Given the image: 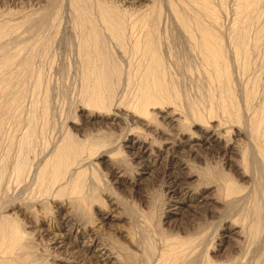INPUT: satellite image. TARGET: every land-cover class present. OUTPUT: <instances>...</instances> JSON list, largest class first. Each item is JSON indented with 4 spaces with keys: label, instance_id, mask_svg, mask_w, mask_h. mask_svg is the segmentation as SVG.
Wrapping results in <instances>:
<instances>
[{
    "label": "bare ground",
    "instance_id": "1",
    "mask_svg": "<svg viewBox=\"0 0 264 264\" xmlns=\"http://www.w3.org/2000/svg\"><path fill=\"white\" fill-rule=\"evenodd\" d=\"M108 1H110L111 3V0ZM112 1L122 3V8L128 5L129 7H133L131 8L133 10H142L140 12L138 11V13H142L143 8L145 11L149 7L148 6L147 8H145L146 6H143V1L146 0ZM213 1H217L218 7L216 3V5L212 3V0H179L177 2H182L181 7H178L179 3L174 2V0H166V3H169V9L174 13L170 14L174 15L177 23L176 28L180 33L183 34V36H186L184 38H188V40L192 42V44L194 45L193 48H195V51L199 53L200 57L197 55L199 57V60H202L203 73L205 75L206 83H208V87L210 88V95L208 98L210 99V104L207 105L204 103L205 105H203V102H189L188 100H182L177 89L175 90V80L171 79L168 76L170 73L169 70L171 69L168 68L167 70L164 66L163 62L165 59L162 60L161 55H163V53L160 55V45L158 46L160 40H158L159 38H157V36H160L157 35V30L159 24L158 21L161 17L162 9L157 6V3L151 5L150 8H148L150 13L148 11L147 14L146 11V15L145 13L143 15L140 14V16L142 15V17L139 16L138 18V13H136L137 15H135L134 13L133 15L131 13L130 15H127L129 14L126 13L125 9L127 8H124L121 12H119V10L121 9L118 8V10L115 5H105L100 3L102 1L99 2L100 4L96 3V5H99V9L96 8V13L98 11V14H96L97 16H93V13L89 12L90 9L87 6L89 5L88 3L87 5H82L81 3L83 1L75 0L74 8H77L75 9V12H78L80 14V26L83 29L87 30L86 33L89 31V34H85V36L83 37L84 42L81 39V42H83L82 50L84 51V55H86V62L88 64H84L85 66L87 65V71L84 69L86 71V74H84L85 72L83 73L84 75L82 74L83 76H86L84 78L88 83L86 84L84 82L86 84L85 87L88 85V92L87 90L85 91L86 93H88L86 95L89 98V102H86V104L88 103L87 106L89 107V109L91 107L92 109H97V111L113 110L112 112H108L109 114H112L110 118L112 124L120 125L124 123L125 117L127 118L129 114H127V112H122L123 110H121V106L123 107L124 105L120 106L119 102H122L125 97L123 99L121 98L122 100L119 99V102L117 103L114 102V89L116 88L115 82L120 78L119 76L121 75V73L123 74L125 71L123 72L121 68H118L119 61L113 59L112 62V58H115V56L113 55L114 53L112 54L113 57H111V54H109L108 52V46H106L107 43L105 42L110 41L107 39H111L113 42H115L116 46L118 45V48L119 46L121 48L126 45V42L132 43V46L131 44H128L132 47L131 50L135 52V54L137 53L141 55V58L138 59L139 61L134 63V66H136V70H132L134 66H131V68L129 67L131 71L127 72V78L125 77L127 79V89L129 88L130 91V88L132 87V90L134 92L135 101L132 102L131 105H133V103L135 104L132 107V110L134 111L132 112V114L138 116L141 120L144 121L143 126L147 130H154V132L160 133L161 135L159 137L160 140L156 139L155 141L154 139L148 138L150 136L152 137V135L144 137L145 133H142L141 129L140 133L144 136H135L137 133L134 135H132L133 133H131L130 135L134 137L129 138L128 144L125 145V148L128 149V152L130 153L129 155L138 160L136 164L142 166L141 174L147 176L155 175L157 172H162L161 176L163 177L164 175V177L168 178V193L170 194V199L174 200L175 202L173 204V207L169 209L170 216L167 220V224L169 226L168 228L174 231L180 230L182 228V219L185 217L186 211L201 210L206 214L213 213L214 216H210L214 219L218 218V223L219 225H222L223 228V232L219 237V243L217 244V248L215 251V256L217 259L214 260V257L210 258L207 252L205 254L199 253V255H203L201 264H264V90L263 92L261 90L259 92V89H261L259 88L261 83L259 78L254 77V79H251L250 82L245 84L243 90L240 89L237 91L236 89L238 88L235 87L233 78L234 74L232 73L233 69L231 70L232 66L237 64V67H235L240 68L243 72H245L246 69H248L247 65L252 48L257 44H260L259 38L261 34L264 33V27L261 26V28H256V26L254 25L259 19V16L263 15L260 14L263 11H261L260 7H263L262 1L264 0H235L234 8L232 10L236 18H233L234 22L228 29L227 35L225 33L226 31H223L219 27L220 14H218V12L220 10H224L225 13V11L229 9L231 10V8L227 7V1L229 0ZM70 8L72 7L70 6ZM165 11L168 10L166 9ZM15 12L13 13L15 14ZM128 12L133 11L131 10ZM93 17L96 18L94 19ZM169 18H171V16H169ZM2 22L1 24H3ZM22 22L23 21H21V23ZM6 23H4L5 27L3 25H0V42L3 41L0 45L3 46H1L3 50L5 49V51H8L9 49L7 48V50L5 47L10 43L5 41V39L14 31L16 27L14 28L13 25V31L11 33H8V30L10 31L11 29L8 28L11 26L7 25ZM75 23L77 22L75 21ZM171 23L173 24V22ZM80 26L77 25L76 27L79 28ZM6 27L8 30H6ZM101 29H103L104 31L102 32ZM79 30H81V28ZM83 31L85 33V30ZM78 34L76 32V35ZM104 43L105 48L107 47V49L104 48ZM251 43H253V45ZM19 44L21 45V42H19ZM19 44L17 45L18 47ZM250 44L252 45L251 47ZM112 45L111 47H113ZM22 46L23 48H25L23 44ZM115 49L117 48L115 47ZM0 51H2V49ZM131 53L132 52H130V54ZM79 54H81V52ZM81 55L83 56V54ZM132 55L133 54H131V56ZM197 56L195 55V57ZM114 60L118 62V65L116 63V65L114 64ZM81 62L82 61H80V63ZM3 64V68L5 65L9 67L8 65H11L12 61L11 59L6 58ZM195 66L196 68L198 67V65ZM20 67L22 73L27 74L30 69V61L28 59L23 60L20 63ZM199 70H201V68L198 69V72ZM190 72L192 71L190 70ZM200 74L201 71L199 75ZM168 77L170 79H168ZM8 78H6L5 82L8 80ZM133 80L136 83L134 84V87L132 86ZM117 84L118 83H116V85ZM6 88L10 89V86L7 85ZM117 88H119V86ZM125 88H123V90H125ZM262 89H264V86ZM0 91L6 93L4 87H0ZM130 93L132 94V92ZM9 96H11V94ZM182 103L184 105H182ZM129 109L128 112L131 113ZM156 113L160 115V117L166 122V128L164 126V129L156 127L152 129L154 127L153 123L148 119L150 117L154 119V116L152 117V115ZM219 114L223 116L219 117V119L215 118ZM89 115L91 114L89 113ZM155 121L153 120V122ZM32 126L28 128V132L26 131L27 134L20 138L21 141H18L21 144L23 151H25L24 149L30 150L32 148V131H35L34 129L32 130ZM230 129L233 132V137H229V133H232L230 132ZM70 140H68L69 142L66 143V145L63 147L62 144H60L61 150H58V153L56 152L57 154H54L55 152L53 153L54 155L51 153L49 154L50 157L43 159L38 169L35 170L36 172L34 178L32 179L31 183L26 186L25 189L21 190L20 186L17 185L14 187V189L10 187L6 188V194L4 193V196L9 197L10 199H14L23 191L30 197L31 203L26 206L21 203H15V201H11L9 208H12V210L13 208H17V210L10 211L11 213L8 212L2 215L3 217L0 220V264H37L39 261L38 258L31 251H29L31 247H29L30 242L27 241V237L31 232L25 230V228H23L21 224V220H18L16 218V213L18 214L19 211H22L24 216L26 215L34 219V221L30 219L29 222L32 230L36 233H39L37 238L41 239V237H43L41 233H45L46 235H49V233H55L51 238L53 245L51 246L50 250H52V252H54L57 256H61L62 254H64V256L55 259V261L62 260L66 264H75V262H79L81 264H89V261H92V264H121V262H123V260H120L121 257L117 254V249L115 250L112 245V248H109L110 245L108 244V247V245L105 243L106 241H102L103 239L100 240L96 235V230H85L84 225H86L87 222H85V224L83 225L81 224L82 222H78L77 220L79 219L78 209L82 204H86L83 203V201L85 200V196L81 197L82 195H84L82 193L83 186L84 184L86 185L85 182H87L86 180L82 181L81 179V182H84L83 186L81 182L80 184L73 185V191H75L77 193L76 195H78L73 196L75 197V199L79 197V203H77L79 205H76V208L74 207V209L68 208L64 212H62V216H60L59 222L55 223L49 218L51 220V222L49 221V223L48 220L45 219V217L49 213H46V216L44 215V212L41 213V209H44L45 204L49 202V200H52V196L56 198L58 197V199L56 200H60L59 197L63 198V194L65 193V191H67V189L69 190V187H71L69 178H67L69 179L67 180L68 184L66 183V185L69 186L68 188L65 184H62L64 182L63 176L61 175L66 174L65 172L67 170H70L68 169V162H72L75 155L78 158L83 156L82 153L84 152H81V148L84 149L85 147L83 148L80 144L76 145L77 142H70ZM64 142L67 141L64 140ZM58 146L59 145H57V147ZM57 147H55V149H59V147ZM91 149L92 148H90V151ZM78 152H81V156L78 155ZM36 156L37 155H35V157ZM209 158H213L214 160L217 159V162L223 164L227 168V171H225L226 173L221 171L223 172L222 175L220 174L217 177L218 179L220 178V182L211 183L212 180H207L206 185H204V183H202L201 181V176L197 175V172H194L196 166L193 167V164L191 162L197 161L201 163L202 161H206ZM18 160L20 159L18 158ZM78 160L79 159L74 160L75 163H78ZM85 161L87 162L86 159H84V162ZM27 163L28 162H26L24 158L23 160H20L16 163L14 168L16 169L17 177L23 174ZM73 163H71V165ZM78 164L80 166L84 165L83 163H81L82 165L80 163ZM1 168L3 169V167ZM78 168L80 167H77L76 170H78ZM79 170L82 172L81 168ZM79 170L78 173H80ZM198 170L199 169L197 166V171ZM221 170H223V168ZM208 174L207 176L210 175ZM81 175L82 174H80V177L72 178L74 179L73 181H75L77 178L80 179ZM71 176L72 175H70V177ZM74 176H76V174H74ZM77 181L78 180H76L75 182ZM112 182H114L113 184H117L118 188H123L130 184L120 170H117L113 173ZM195 182H198V189L195 187V189L192 188L195 185H193V183ZM187 184H189L190 186ZM69 193L71 192L69 191ZM177 194L179 196H175ZM67 198L69 197L67 196ZM114 199H117V201L112 200L111 204L112 206H114V210L118 211L115 215H113V217H110L112 216L111 214H106L105 216L101 217V223H103L104 226L106 224L105 220L109 217L112 221L120 220L124 217V215L122 214V210H119L120 208L122 209L121 206L123 205V203L120 206L118 198ZM69 200H71V198ZM53 202H56L55 199ZM72 202L75 203L74 200ZM72 202H70V204H72ZM186 202H189V204L187 205ZM30 205L35 206V208H38V210L36 209L35 211H32L34 208H31ZM185 206H187V208H185ZM60 207L59 205L56 206L57 209H60ZM36 211L40 212V215H43L41 216V219L37 218L36 220L35 218H33L34 216L32 213ZM44 211L46 210L44 209ZM217 213L219 214V217L215 215ZM187 221L185 220V222ZM51 227H53V230ZM123 232H126L125 236L128 235L127 238H130L129 241L132 245H139L138 243L136 244L135 239L130 237H133V235L129 236L130 232L128 233L126 230H124ZM162 232H165V229ZM172 234L169 236H164L160 233V239L164 237L163 240L161 239V246L163 247V249H161L162 251H159L160 253H162L161 259H164L162 264H167L169 262L171 264H175L176 262L183 264L188 262V259L191 262H195L197 260V258L195 257L196 253L198 254L201 246L203 249V247L207 243V235L201 234L195 236L189 234L187 236L189 238L184 239L182 238V236H179V234ZM36 236L37 235H35V237ZM84 237H87L88 239L85 240L83 239ZM33 245H35V243ZM95 245L96 248H93V246ZM149 245L151 246V243ZM150 246L149 248L152 247ZM36 249L38 248L36 247ZM145 250H147V247ZM44 257H47V255ZM202 257L199 258L202 259ZM161 259L160 261H157L160 262L159 264H161ZM46 261L48 260L46 259Z\"/></svg>",
    "mask_w": 264,
    "mask_h": 264
},
{
    "label": "rangeland",
    "instance_id": "2",
    "mask_svg": "<svg viewBox=\"0 0 264 264\" xmlns=\"http://www.w3.org/2000/svg\"><path fill=\"white\" fill-rule=\"evenodd\" d=\"M81 1H83L81 3L82 5H87V3L89 4L87 5L90 9L89 12L93 13L92 14L93 16H97L96 14H98V11L96 13V10L99 9V5L98 4L96 5V3H99L100 1H102L100 3L105 4V5H112V4L115 5L117 9L118 8L121 9V10L118 9L119 12H121L122 9L127 8L125 9L126 13H129L127 15H130V13L132 15L133 13L137 15L136 13H138V11L139 12L142 11V10H137V9L133 10L131 9L133 7L131 6L129 7L128 5L122 8L123 7L122 3L112 1V0H111V3L108 0H100V1L99 0L97 1L96 0H86V1L81 0ZM177 1L179 0H176V1L174 0V2H177ZM117 3L120 5H118ZM155 3H157L158 4L157 6H159L160 9H162L161 17L158 21L159 24H158V30H157V35H159L160 37L162 36L161 38L157 36V38H159L158 40H160V42L158 41L159 42L158 46L160 45L159 52H161L160 55L163 53V55H161V58L162 60L165 59L163 64L166 67V69L167 70L168 68L171 69L169 70L170 73L168 76L171 79L175 80V81L172 80L175 83L174 84L175 90L177 89L182 100H188L189 102H201V103L203 102L202 103L203 105L205 104L209 105L210 99L208 98L210 95L209 93L210 88L208 87V83H206V80H205V75L203 73V67H202L203 63L201 59L199 60V57H200L199 53L195 51L196 50L195 48H193L194 45L192 44V42L188 40V38H184L186 36H183V34L180 33L178 29L176 28L177 26L176 20L174 18V15H171L174 13L169 9L168 7L169 3L168 2L166 3V0L165 1L155 0V2L154 0H146V1H143V6L145 5L146 6L145 8L149 6L148 8H150V6ZM181 3L182 2L178 4V7H181L182 5ZM212 3L214 5L217 4V7H218L217 1L212 0ZM234 3H235V0L227 1V4H228L227 7L231 8V10L229 9L225 11V13H224V10H220L218 12V14H220L219 15L220 16L219 27L223 31H226L225 32L226 35L228 34L227 33L228 29L233 24L234 19L236 18L232 10L234 8ZM262 3L264 4V1H262ZM74 4H75V0L74 2L73 0L72 1L71 0H35V1L34 0H0V25L4 26V23L7 22L6 24L11 26V27L7 26L9 27L8 29L11 28L10 31L6 27V30H8V33H11L13 31L12 30L13 25H14V28L16 27L15 29L13 28L14 33L12 32L5 39V41L10 43L8 46L5 47L6 49L8 48L9 50L8 49H7L8 51H5V49L3 50L2 48L3 46L0 45V47L2 46L0 50L2 49L3 51V52L0 51V87H4L6 91V93L0 91V198H1L0 199L1 201L0 202V220L3 217L2 215L8 212L11 213L10 211L17 210V208H13V210L12 208L11 209L9 208L11 201H15V203H21L26 206H28L31 203L30 197L23 191L14 199H10L9 197L4 196L6 188L10 187L14 189V187L17 185V186H20L21 190L25 189L26 186H28L29 183H31L32 179L35 176V172H36L35 170L38 169L43 159L50 157L49 154L51 153L53 154L55 152L54 154H57L58 150L59 151L61 150L60 144H62V147H63L66 145V143L69 142L68 140L72 138L73 140L71 139L70 142L74 141V143L77 142L76 145L80 144L82 145L83 148L85 147L84 148L85 150L81 148V152H84L82 153L83 156H81L80 154L81 152H78V155H80L81 157L78 158L75 155L73 157V161L79 159L77 162L80 164L83 163L84 165L81 164L82 166H80L78 163H75V161H74L75 164L73 163V161L68 162L69 165L68 164L67 165L69 166V168L68 167L67 168L70 170H67L65 172L67 175L62 174L61 176H63V182H64L62 184H65V185L66 183L68 184L67 180L70 179L69 183L71 184V187L66 185L67 188L69 187V190L67 189V191H65V193L63 194L64 199L62 197L61 198L59 197L60 200H56L58 199V197L56 198L52 196L51 197L52 200L54 201L55 199L56 202L49 200V202L46 203L47 205L45 204L44 206V209L46 211H44V209H41L42 210L41 213L44 212L45 216H46V213L47 214L49 213L45 217V219L48 220V222L49 221L51 222V220H53L55 223L59 222L60 216H62V212H64L68 208L74 209V207L76 208V205H79L77 204L79 203L78 202L79 197L76 198L77 200L74 197L78 195H76L77 193L73 191V185L80 184L81 179H82V181L86 180L87 182H85L86 185L84 184L86 188L83 186L84 182H81L83 186L82 194H84L81 197L85 196L84 197L85 200L84 201L81 200V201H83V203H86V204H82L81 207L83 208L86 205L85 206L86 208L84 207L85 209L84 208L82 209L80 207L78 209L79 219L77 220L78 222L79 221L82 222L81 224L83 225L85 224V222H87V224L84 225L85 230L86 229L96 230L95 231L96 235L98 236L100 240L103 239L102 241L104 242L106 241L105 243L107 245L108 244L110 245V247L108 245L109 248L114 247L115 250L117 249L116 250L118 251L117 254L118 256L121 257V258L119 257L120 260L121 261L123 260L121 264H126V263L127 264H157V263L159 264L160 262H157V261L158 260L160 261L161 259L162 253H160L159 251L163 249L161 244L164 238V237L161 238L162 240L160 239V233L164 236H167V235L169 236L172 233H173L172 235L179 234V236H182V238L184 239L189 238L187 237L189 234H192L195 236L201 235V234L207 235L206 245L205 246L203 245L204 246L203 249L201 246L198 254L196 253L195 255L197 260L195 262H191L188 259L187 260L188 262L183 263V264H188V263L189 264L191 263L201 264L203 260V257H202L203 255H199V253L205 254L207 252L210 258L214 257L213 258L214 260L217 259L215 256L216 255L215 251L217 248V244L219 243V239H220L219 237L223 232L222 225H219L218 223V218L217 219L212 218L210 215L214 216L213 213L206 214L204 211L202 212L201 210H198V211L190 210V211L185 212V217L182 219V228L180 230L174 231L168 228L169 226L167 224V220H168V217L170 216L169 209H171L173 207V204L175 203L174 200L170 199V194L168 193V188H169L168 183H167L168 178L164 177V175L162 177L161 176L162 172H157L155 175H147V176H144L143 174H141L142 166H139V164H136L138 160H136V158H134L133 156L129 155L130 153L128 152V149L125 148L126 147L125 145L128 144L129 138L134 137L132 135L136 133L137 134L135 136L143 135L140 133L141 131L142 133H145L144 134L145 136L143 135L144 137H148L152 135V137L150 136L148 138L154 139L155 141L156 139L160 140L159 137L161 135L160 133L154 132V130H151V131L150 129L147 130L143 126L144 121L141 120L138 116L132 114V112H134L132 110V107L135 104L133 103V105H131V103L135 101L134 92L132 90V87L130 88V91H129V88L127 89L126 87V82H127L126 74L127 72L131 71L129 67L130 68L131 66L133 67L134 63L138 62L139 61L138 59L141 58L140 54H137V53L135 54V52L131 50L132 43L126 42L127 44L125 43L126 45H124L121 48L119 46V48L121 49L120 50L117 47L118 45L116 46L115 42H113L111 39H107L110 41L105 42L107 43L106 46H108V49H109L108 52L109 54H111L110 56L111 57H113V55L115 56V58H112V62H113V59H116L117 61H119V65L117 64L118 62L116 60H114V64L116 63L118 65V68H121L123 72L125 71L123 73L124 75L121 73V75L119 76L120 78L115 82L116 88L114 87L115 88L114 89L115 90L114 91V99H115L114 102L117 103L119 102V99L121 98L123 99L125 97L123 100L121 99L122 102H119V103H120V106L124 105L123 107L121 106V110H123L122 112H125V113L127 112L129 116H127V118L125 117L123 124L113 125L112 121L110 120L112 114L108 113L111 110H108V111L98 110L97 111V109L95 110L93 108L94 109L93 111L91 107L89 109V107L87 106L88 103L86 104V102H89V98L86 95L88 93H86L85 90L88 89L87 87L88 85L86 86L87 88L85 87V85L88 83H87V80L84 78L86 76H83V75L86 74V71H87L86 67L88 64L86 62V55H84V51L82 50V47H83L82 44L84 42L83 37L85 36V34L88 35L89 31L86 33L87 30L83 29L80 26L81 24L80 14L78 12H75V9L77 8H74L75 7ZM116 4L122 7L120 8ZM163 4H164V8H163ZM263 4H262L263 7H260L261 11L262 10L264 11ZM70 6L72 8H70ZM148 8L145 11L143 8V12L138 13L139 15H137V17L139 18L140 14L143 15L144 13L146 15V11L148 14V11H149ZM166 9L168 11H165ZM131 10L133 12H128ZM13 12H15V14ZM262 12L260 14H263V15L259 16V19L256 21L254 25L256 26V28H261V26L264 27V12L263 13ZM142 15L140 17H142ZM169 16H171V18H169ZM8 20L10 21V23ZM21 21L23 22L21 23ZM75 21L77 23H75ZM1 22L3 24H1ZM171 22H173V24ZM17 23L18 24L20 23V24L18 25ZM74 24L76 26L79 25L80 27L77 28ZM160 24L162 25V27ZM80 28L81 30H79ZM82 29L85 30V33ZM101 30L102 32L104 31L103 29ZM76 32L77 34L78 33L80 34L76 35ZM82 32L84 33V35ZM180 34L183 37H181ZM81 39L83 40V42H81ZM259 39H260L259 40L260 44H257L258 45V46L256 45L257 47L256 46L253 47L252 48L253 51L251 50L250 57L252 56L251 57L252 59L249 57V61H248L249 67L247 65L248 69H246V71L243 72L242 69L236 68L237 64H235L231 68V70L233 69L232 73L234 74L233 78H234L235 87L238 88L236 89L237 91L240 89L243 90L245 84L250 82L251 79H254V77L255 78L257 77L260 80L261 84L259 88L261 89H259V92L260 90L262 92L264 90L262 89L264 86V45H263L264 44V33L261 34ZM22 40H23V43H22ZM19 42H21V45L19 44ZM105 43H104V48H105ZM18 44H19V47L17 46ZM22 44L24 45L25 48H23ZM128 44H131V46ZM251 44L253 45V43ZM251 44H250V47L252 46ZM10 45H11V49H10ZM111 45L113 47H111ZM129 46H130V49H129ZM115 47L117 49H115ZM105 49H107V47ZM164 51L166 52L168 51V52L166 53ZM80 52L81 54H83V56L79 54ZM121 52L123 53V55ZM130 52H132L131 53L133 54L132 56ZM195 55L196 56L198 55L199 57L198 56L195 57ZM6 58L11 59L12 61V64L8 65L9 67L5 65L7 69L5 68V66L3 68V65H4L3 63ZM25 59H28L30 61V67H29L30 69L27 74L22 73V70L20 67V63ZM80 61L82 62L80 63ZM84 64H87V65L85 66ZM195 65H198V67L196 68ZM194 66L196 69L194 68ZM135 68L136 66H134L132 70L135 71L136 70ZM200 68L201 70H199L198 72V69ZM190 70L192 72H190ZM200 71H201V74L199 75ZM200 76L204 78L202 79ZM169 77L168 79H170ZM6 78H8V80L5 82ZM116 83L118 84L116 85ZM134 84L136 83L133 80V83H132L133 87H134ZM7 85L10 86V89L6 88ZM118 86L119 88H117ZM123 88H125V90H123ZM130 92H132V94ZM10 94L11 96H9ZM182 105L184 104L182 103ZM127 108L128 109L130 108L129 111H131V113L128 112ZM99 111H101L102 113ZM89 113L91 115H89ZM153 116H154V119L151 117H150L151 119L150 118L148 119L150 122L152 121L153 123L154 127L152 129H154L155 127L164 129L163 127L165 126L166 122L157 113L152 115V117ZM221 116L223 115L219 114L215 118L219 119V117ZM153 120L154 121L158 120V121L153 122ZM161 120L163 123L161 122ZM31 126H32V130L33 129L35 130V131H32V145H31L32 148L30 150L28 149L29 151L27 149H24L25 151H23L22 150L23 148L21 147V144L18 141H21L20 138H22L24 135L27 134L28 128ZM143 129L145 130V132ZM230 132H232L231 129H230ZM131 133L133 134L130 135ZM232 134L233 132L229 133V137H233ZM64 140H66L67 142H64ZM57 145H59L58 146L59 149H55ZM90 148H92L91 151H90ZM95 150H98V151H95ZM35 155L37 156L35 157ZM22 157L28 163L25 166L26 170L24 169L23 174H21L22 176L20 175L21 177L20 176L17 177L16 169L14 168V166L16 165L18 161L23 160ZM18 158L20 160H18ZM83 158L86 159L87 162L86 161L84 162ZM206 161H202L201 163L197 161L195 162L192 161L191 163L193 164V167L196 166L194 172L195 173L197 172L196 174L201 176L202 178L201 181L202 183H204V185H206L207 180H212V182L209 181L211 183L220 182L219 180L220 178L218 179L217 177L220 174L222 175L223 172L226 173L225 171H227V168L223 164L217 162L218 161L217 159L214 160L213 158H209ZM71 163L73 164L71 165ZM83 166L84 168L87 166L86 167L87 169L86 168L84 169ZM197 166L199 169L198 171H197ZM1 167H3V169ZM77 167H80L82 169V172L79 170L80 168H78L80 172L78 173V170H76ZM222 168L223 170H221ZM74 170H76L77 172ZM117 170H120L121 173L124 174V177L128 180V183H130L128 186L123 187V188L122 187L118 188L117 184H113L114 183L112 182L113 173ZM74 174H76V176H74ZM80 174H82L81 178L80 179L77 178L76 179L78 180L77 182H75L76 180L73 181L74 179L72 178L80 177ZM207 174L210 177L207 176ZM70 175H72L73 177L72 176L70 177ZM64 176L66 179L64 178ZM197 184L198 182L193 183L194 186L192 188L194 187L197 188ZM69 191L71 193H69ZM23 194H26V195H23ZM66 195L69 198H67ZM70 196H72L73 198ZM175 196H179V195L177 194ZM70 198L72 201L74 200L75 203L69 200ZM114 198H118V202L120 203V206L123 203V205L121 206L122 209L120 208L119 210H122L123 212L122 214L124 215V217L123 219L112 221L110 217H113V215H115L118 211V210H114V206H112L111 204L112 200L117 201V199H114ZM67 201L72 202L73 205L70 204V202L68 203ZM186 204L188 205L189 202H186ZM57 205H59V207L61 206L60 209L56 208ZM30 207L34 208L32 211H35L36 209L38 210V208H35V206L30 205ZM185 208H187V206H185ZM199 209H202V208H199ZM81 211L83 214L81 213ZM32 214L34 216L33 218H35L36 220L37 218L41 219L42 218L41 216H43V215H40V212L38 211L33 212ZM106 214L108 215L111 214L112 216H110L109 218L105 220L106 224L104 226L103 223H101V220H102L101 217L105 216ZM215 215L219 217L218 213ZM25 216L23 215L22 211H19L18 214L16 213V218L18 220H21V224L23 228L31 232L28 234L27 241L30 242L29 247L31 248L29 249V251H31L39 260V261L37 260L38 261L37 264H39V262L40 264H49L50 262L51 263L53 262L55 264H66L62 260L55 261V259L61 258V256H64V254H62L61 256L59 255L57 256L54 252H52V250H50L51 246L53 245L51 238L53 234L55 233L53 234L49 233V235H46L45 233H41L43 237H41V239L37 238L39 233L34 232L32 230V227H30L29 221L32 218L28 216L25 217ZM32 220L34 221V219ZM148 220L150 223L148 222ZM185 220L187 222H185ZM51 228L53 230V227ZM164 229H165V232H162L164 231ZM122 230L123 231L126 230L128 233L130 232L129 236L133 235V237L132 236L130 237L135 239L136 244L138 243L139 245L138 246L132 245L131 242L129 241L130 238H127L128 235L125 236L126 232L124 233ZM205 230H207L208 232ZM56 232H60V231H56ZM35 235L37 236L35 237ZM140 238L143 240H141ZM83 239L87 240L88 238L84 237ZM34 243L35 245H33ZM150 243L152 247L149 245ZM149 246L152 249L149 248ZM36 247L38 249H36ZM146 247H147V250H145ZM93 248H96V245L93 246ZM49 251H50V255H49ZM46 255L48 258L44 257ZM199 257H202V259ZM46 259L48 261H46ZM163 261L164 259H161V264L163 263ZM88 263L92 264V261H89ZM75 264H81V263L75 262ZM167 264H171V263L169 262ZM175 264H180V263L176 262Z\"/></svg>",
    "mask_w": 264,
    "mask_h": 264
}]
</instances>
